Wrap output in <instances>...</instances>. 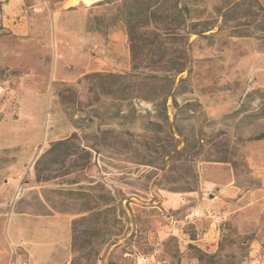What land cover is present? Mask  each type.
<instances>
[{
  "label": "rangeland",
  "instance_id": "1",
  "mask_svg": "<svg viewBox=\"0 0 264 264\" xmlns=\"http://www.w3.org/2000/svg\"><path fill=\"white\" fill-rule=\"evenodd\" d=\"M264 0H0V264H264Z\"/></svg>",
  "mask_w": 264,
  "mask_h": 264
},
{
  "label": "trees",
  "instance_id": "2",
  "mask_svg": "<svg viewBox=\"0 0 264 264\" xmlns=\"http://www.w3.org/2000/svg\"><path fill=\"white\" fill-rule=\"evenodd\" d=\"M264 139V132H262L261 134H259L258 136H255L254 138L250 139L251 141H260Z\"/></svg>",
  "mask_w": 264,
  "mask_h": 264
}]
</instances>
